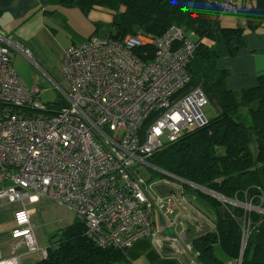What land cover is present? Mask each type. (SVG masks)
<instances>
[{
    "label": "built area",
    "instance_id": "2783aa9c",
    "mask_svg": "<svg viewBox=\"0 0 264 264\" xmlns=\"http://www.w3.org/2000/svg\"><path fill=\"white\" fill-rule=\"evenodd\" d=\"M220 4L224 13L237 10L236 0ZM194 43L182 28L173 27L160 37L138 33L116 41L92 36L69 47L63 64L67 105L55 113L39 101L43 90L17 74L9 46L0 44V204L21 205L14 212L13 239H22L30 253L39 250L31 206L47 198L83 219L88 236L102 248H128L140 238L162 237L196 263L197 253L173 220L178 196L187 199L175 185L170 187L175 194L159 193L137 168L183 131L208 122L205 94L200 89L179 93L190 80L186 65ZM146 44L156 47L149 64L133 53ZM240 204L264 214V206ZM0 264H24V257H5L0 247Z\"/></svg>",
    "mask_w": 264,
    "mask_h": 264
},
{
    "label": "trees",
    "instance_id": "16d2710c",
    "mask_svg": "<svg viewBox=\"0 0 264 264\" xmlns=\"http://www.w3.org/2000/svg\"><path fill=\"white\" fill-rule=\"evenodd\" d=\"M221 1L60 0L85 14L108 11L111 21L101 26L108 27L109 39L121 41L138 33L160 37L177 27L195 42L194 53L186 65L190 80L179 93L200 89L208 103L217 105L218 114L207 118L203 127L183 131L174 142L166 143L149 156L146 161L155 169V177L147 183L155 185V179H171L164 172L172 174L183 183V189L175 184L178 195L182 193L211 211L214 231L191 242L197 253L196 263L222 264L214 256V247L219 245L234 264L239 259L242 264H264V214L248 212L231 203L264 206V75L255 87L233 91L227 84L231 71L218 66L219 60L234 57L247 45L249 33L264 26V0H253L251 6L236 0L234 13H224ZM232 14L238 18L237 24L224 25V18ZM178 41L173 43L175 49L179 47ZM133 53L139 61L149 64L156 57V47L141 45ZM66 105L62 100L51 109L46 108L55 113ZM153 118L152 115L144 122L142 132L150 127ZM141 167L142 164L137 166L140 173ZM13 223L15 228L14 215ZM244 227L247 239L242 251ZM56 236L54 244L46 249L47 255L33 264H129L128 248L98 246L79 217Z\"/></svg>",
    "mask_w": 264,
    "mask_h": 264
},
{
    "label": "crops",
    "instance_id": "0c3cea01",
    "mask_svg": "<svg viewBox=\"0 0 264 264\" xmlns=\"http://www.w3.org/2000/svg\"><path fill=\"white\" fill-rule=\"evenodd\" d=\"M252 1L238 0V3L251 6ZM224 20L227 25L238 22L236 16H227ZM110 21V13L104 9L85 14L78 7L63 5L60 0H0V44L7 45L6 39L19 46V49L13 48L27 58L37 72L56 87L68 89L63 70L65 51L71 46L84 44L90 37L97 35V28L100 30L104 27L101 26L102 23L107 25ZM24 51H28L29 55ZM218 66L231 71L227 81L229 89L240 91L255 87L260 76L264 75V26L249 33L247 45L234 57L219 60ZM34 79L39 81L37 75H34ZM34 86L44 91L42 87ZM33 210L35 212V208ZM173 220L176 222V230L188 242L215 229L211 211L190 198L187 202H182L178 196V207ZM12 240L16 242L15 247L3 251L5 257L17 255L16 249L24 245L22 239ZM20 255L29 258L25 254ZM214 256L222 264L235 263L219 245L214 247ZM126 257L129 264H198L193 263L191 257L182 253L178 246L162 237L136 240L128 247ZM24 264L29 263L24 261Z\"/></svg>",
    "mask_w": 264,
    "mask_h": 264
},
{
    "label": "rangeland",
    "instance_id": "374dc122",
    "mask_svg": "<svg viewBox=\"0 0 264 264\" xmlns=\"http://www.w3.org/2000/svg\"><path fill=\"white\" fill-rule=\"evenodd\" d=\"M234 15L235 14L227 15V16H234ZM223 24L224 25L227 24L225 20L223 21ZM97 35L101 38H108L109 36L108 27L104 26L100 28V30H98ZM10 47H9L10 58L12 61V65L16 70L17 74L24 80V82L28 86L32 87L34 85H38L44 89L43 93L39 95L40 98L39 101L43 106H46L51 109V107H53L55 103L62 100L66 101L64 90H68V89H64V88L60 89L56 87L55 84H53L51 81H49L47 78H44L43 75L37 72L36 68L27 58H25L22 54L17 52L13 47L11 48ZM34 75H37L39 77L38 82L35 81ZM203 111L207 116V118H213L217 116L219 110L214 102H209L208 105L203 109ZM140 171L146 180H150L151 178L155 177L154 175L155 169L149 165H143ZM170 178L171 179L169 178L155 179L154 180L156 182L155 185H163L164 188H167V187H173L175 184H178L179 187L182 188L181 185H183V183L180 180H178V178L175 179L174 178L172 179V177ZM183 182L186 183L185 181ZM5 185L9 186L10 183H5ZM203 191L208 192L207 190H203ZM217 197L222 201L225 200L223 197L220 196ZM18 206L19 204H9L5 201H3L0 205V247L4 252H6V250H11L12 248H14L16 244V242L12 240L13 238L11 236L12 234L11 232L14 228V223H13L14 211ZM244 207H246V205H244ZM31 208H35V212H33L32 214L31 221L32 224L34 225V232H35L37 247L39 248V250L35 253H30L26 245H22L21 247L16 249V252L18 254H25V256L29 257L27 259L24 258V261L28 262L29 264L38 261V259H41L43 257L42 256L43 249L49 248L56 241L57 239L56 234L60 233L61 230L67 228L74 221L77 220L76 214L72 210H70L67 206L58 204L47 198H42L39 203L32 205Z\"/></svg>",
    "mask_w": 264,
    "mask_h": 264
},
{
    "label": "flooded vegetation",
    "instance_id": "af4514ba",
    "mask_svg": "<svg viewBox=\"0 0 264 264\" xmlns=\"http://www.w3.org/2000/svg\"><path fill=\"white\" fill-rule=\"evenodd\" d=\"M157 190H160V191H164L165 190V192H168V193H170V192H172V191H174V190H172L170 187H167V188H157ZM171 194H174V192L173 193H171Z\"/></svg>",
    "mask_w": 264,
    "mask_h": 264
},
{
    "label": "water",
    "instance_id": "95a60500",
    "mask_svg": "<svg viewBox=\"0 0 264 264\" xmlns=\"http://www.w3.org/2000/svg\"><path fill=\"white\" fill-rule=\"evenodd\" d=\"M164 174L167 175V176H170V177H172V178H176V176H174V175H172V174H169V173H166V172H164ZM172 193H173V191H172ZM210 194H211V192H210ZM211 195H212V194H211ZM214 195H215V197H217V196L222 197L221 195L216 194V193H215ZM214 195H213V196H214ZM216 195H217V196H216ZM244 246H245V245H244ZM242 251H243V248H242Z\"/></svg>",
    "mask_w": 264,
    "mask_h": 264
},
{
    "label": "clouds",
    "instance_id": "9594fccd",
    "mask_svg": "<svg viewBox=\"0 0 264 264\" xmlns=\"http://www.w3.org/2000/svg\"><path fill=\"white\" fill-rule=\"evenodd\" d=\"M239 203H237L236 205H238ZM243 204V203H242ZM245 204V203H244ZM241 206V205H240ZM242 207V206H241Z\"/></svg>",
    "mask_w": 264,
    "mask_h": 264
}]
</instances>
